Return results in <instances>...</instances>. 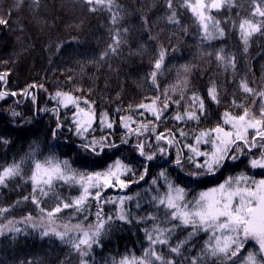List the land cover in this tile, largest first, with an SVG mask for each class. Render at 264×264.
<instances>
[{"label": "snow or ice", "instance_id": "1", "mask_svg": "<svg viewBox=\"0 0 264 264\" xmlns=\"http://www.w3.org/2000/svg\"><path fill=\"white\" fill-rule=\"evenodd\" d=\"M23 2L17 0L16 7ZM33 2L38 5L39 0ZM85 3L91 12L107 11L109 14L111 43L99 59L117 54L126 43L124 35L129 31L121 26L122 6L118 0H85ZM236 3L237 0H179V8L191 14L202 41H213L226 35L223 25L229 22L213 13ZM164 5L169 13L166 20L181 25L177 0H164ZM8 23V19L0 16V25ZM144 23L147 25V18ZM231 23L238 30L246 53L254 35L264 36V0H249L247 15ZM187 30V27L183 28V31ZM166 55L167 49L161 46L148 74L157 94L135 106L118 108L117 113H126L119 116L118 121L107 111L97 113L94 101L76 94L80 89H58L49 95V99L55 101L52 108L36 109L52 113L55 120V127L50 129L53 139L66 130L80 140L78 147L90 156H101L108 150L118 149L121 144L131 143L134 138L133 150L144 161L139 173L120 157L100 170L75 168L70 160L61 159L54 153L40 158V146L33 143L20 159L0 164V187H7L17 178L30 184V193L16 203L31 201L39 215L34 217L29 213L20 221L10 219L0 224V235L9 231L21 232L15 225L22 222L39 230L42 238L54 236L69 244L79 255V264H90L88 257L94 246H102V237L116 223L151 222V228L143 229L148 246L142 254L123 255L119 260L113 259L112 264H264V88H254L247 77H242L237 82L240 98L233 96L229 107L213 126L200 127L202 120L207 119L208 109L204 96L196 91L188 94L191 66L182 65L176 83L160 90L158 76L165 71ZM214 55L225 70L235 71V55L226 54L223 48ZM9 75L10 70L0 72V100L22 96L30 98L36 105L37 89L47 92L43 84L35 82L19 91L10 90L7 88ZM177 93L178 98H173ZM207 99L216 105L222 102L221 90L215 81L207 88ZM173 108L175 111L169 116V110ZM145 113L150 114L151 119L146 120ZM12 115L19 117L21 113L13 111ZM169 120L173 126L161 129V125ZM117 123L124 130L120 144L113 139ZM189 123L196 127L186 130ZM9 143L10 140L0 136V144ZM158 157L167 158V162L183 175L173 177L169 169L162 168L151 179L145 193L149 196L146 202L152 205L153 211L135 215L128 207L129 202L135 201V207L141 208L139 192L134 196H106L107 189L118 188L123 192L132 184L143 181L149 174V163ZM242 157L247 159L249 169L261 172L252 175L241 171L227 176L215 186L191 194L194 191L192 184L202 183L204 177L215 176L229 162L240 161ZM60 186L75 188L78 195L63 196L58 191ZM47 201H54L51 208L43 206ZM106 205H112L113 211L105 213ZM10 208L0 207V216L8 213ZM66 210L67 219L59 223ZM90 216L94 219L89 220ZM77 217H80L77 222L72 223ZM177 229H185L187 234L173 245L170 241ZM200 233H204L206 239L197 254L185 255L182 249ZM249 243L255 247L249 249ZM161 245L167 246L168 253L158 249ZM175 257L182 259L178 261Z\"/></svg>", "mask_w": 264, "mask_h": 264}, {"label": "trees", "instance_id": "2", "mask_svg": "<svg viewBox=\"0 0 264 264\" xmlns=\"http://www.w3.org/2000/svg\"><path fill=\"white\" fill-rule=\"evenodd\" d=\"M16 3L17 0H0V16L9 21L7 25H0V72L10 70L7 84L10 90L19 91L35 82L43 84L47 92L37 89L36 105L30 98L22 96L0 100V136L10 140L8 145L0 144V164L20 159L28 152L30 145L37 143L40 158L54 153L61 159L70 160L75 168L93 171L105 168L120 157L132 164L138 174L144 161L133 150L134 138L131 143L121 144L118 149L108 150L101 156H90L78 147L80 140L66 130L53 139L50 129L55 127V120L52 113L36 109L52 108L55 101L50 100L49 95L58 89H80L76 94L94 101L97 113L107 111L118 121L119 116L126 114L123 111L117 113L118 108L126 109L130 104L135 106L146 97L157 94L148 74L161 46L167 49V55L165 71L158 76L160 90L176 83L182 65L191 66L188 94L196 91L204 96L208 109L207 119L202 120L200 127L213 126L229 107L233 96L240 98L237 82L242 77H247L252 87L264 88V36L259 33L254 35L245 53L238 30L231 23L247 15L249 0H237L234 6L213 13L222 21H229L223 25L226 35L213 41H202L191 14L179 8V0L177 9L181 25L170 24L166 20L169 13L164 0H118L124 10L121 26L129 31L124 35L126 43L121 45L119 52L104 60L99 58L111 43L109 29L112 27L107 11L91 12L85 0H39L38 5L33 0H24L19 7H16ZM144 18H147V25ZM184 27H187V32L183 31ZM221 48L226 54L236 56L235 71L230 68L225 70L215 59L214 53ZM212 81L221 90L220 105L207 99V88ZM173 98H178V93ZM13 111L21 113V116L14 117ZM174 111V108L170 109L168 115L171 116ZM144 118L151 119V116L145 113ZM172 126L173 122L169 120L161 125V129ZM194 127L195 124L189 123L186 130ZM113 131V139L120 144L124 130L117 123ZM162 168L169 169L173 177L183 175L167 162V158L158 157L149 163V174L143 181L132 184L123 192L118 188L107 189L105 194L134 196L137 192L141 193V208L135 207V201L129 202L128 207L135 215H145L153 211L152 205L146 202L149 196L145 190ZM241 171H248L252 175L261 172L259 169H249L247 159L242 157L240 161L229 162L215 176L204 177L202 183L192 184L194 191L191 194L215 186L227 176ZM30 191L31 185L19 178L7 187H0V207L11 206L8 213L0 216V224L10 219L20 221L29 213L34 217L39 215L31 201L16 203ZM58 191L63 196L78 195L77 189L67 186H60ZM53 204L54 201H47L43 206L51 208ZM92 211H95L94 206ZM104 211H113V206L106 205ZM62 217L59 223L67 219V210ZM79 218H74L72 223ZM92 219L94 217L90 216L89 220ZM15 227L20 228L21 232L9 231L0 235V264H28L29 261L32 264H79V255L69 244L62 243L54 236L42 238L39 230H33L22 222ZM145 227L151 228V222H134L131 225L116 223L102 237V246H94L88 257L90 264H112L113 259L119 260L123 255H141L148 246L143 231ZM186 234L187 230L177 229L170 242L174 245ZM204 239L206 235L200 233L185 246L187 251H182L188 256L196 255ZM157 247L168 253L167 246ZM247 247L252 249L255 245L249 243ZM175 258L178 261L182 259Z\"/></svg>", "mask_w": 264, "mask_h": 264}, {"label": "bare ground", "instance_id": "3", "mask_svg": "<svg viewBox=\"0 0 264 264\" xmlns=\"http://www.w3.org/2000/svg\"><path fill=\"white\" fill-rule=\"evenodd\" d=\"M1 12H4V10H2Z\"/></svg>", "mask_w": 264, "mask_h": 264}]
</instances>
